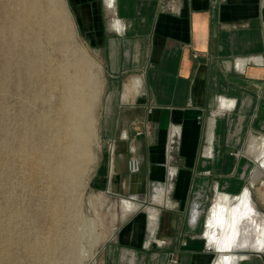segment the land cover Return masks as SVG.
I'll use <instances>...</instances> for the list:
<instances>
[{
	"label": "crops",
	"instance_id": "1",
	"mask_svg": "<svg viewBox=\"0 0 264 264\" xmlns=\"http://www.w3.org/2000/svg\"><path fill=\"white\" fill-rule=\"evenodd\" d=\"M74 4L108 77L97 179L130 199L166 186L176 169L170 206H163L170 215L161 223L158 214L153 233L146 214L128 215L103 264H174L176 257L177 264H209L187 256L212 252L202 238L207 204L248 188L250 146L264 134V0ZM195 207L201 215L192 225Z\"/></svg>",
	"mask_w": 264,
	"mask_h": 264
},
{
	"label": "rangeland",
	"instance_id": "2",
	"mask_svg": "<svg viewBox=\"0 0 264 264\" xmlns=\"http://www.w3.org/2000/svg\"><path fill=\"white\" fill-rule=\"evenodd\" d=\"M5 2L6 0H0V13H4L0 14V16L3 15L2 17H0L1 20L6 16L4 11L5 9L3 8H9L10 6H13V3H11L10 5L7 4L9 2H13V0H7L6 4ZM59 3L60 11L63 15L64 22L66 23L65 28L66 31H68V33L66 32L67 42L65 43V46L67 48L65 47L66 49L64 50V45H62L59 40L49 41L48 39H46V37L44 38L43 35L42 45L44 44V46H42V50L45 57V67L39 69L41 71L38 70L39 72L37 71L36 75L32 76V78L28 71L26 72V74L28 75L25 76L26 74L24 72L26 70H22L21 72L23 73L20 74V70L15 67L16 62L18 61V56L16 57L15 54L18 53L19 55L24 50L23 46L19 43L22 47V51L20 52H18L19 49L21 50V48L18 47V44L16 48H13L12 52H10V50L7 52V50L5 51V48H9L7 47V45H4L5 42L2 40V37H0V81L7 80V86L4 88L5 90L0 88V91L2 92H0V144H3L0 145V153L2 154H0V175L3 174L0 176V264H103V262L106 260V253L104 252V248L109 245L113 238V235L117 232V229L121 227L123 221H125V218L133 213H127L125 216H123L124 213L122 211L121 201L122 199L128 198L112 195L111 192L104 188V185H101L102 181L97 179V171L99 170V167L102 163V156L105 153L102 116L104 111L108 77L105 65L103 63V57L97 52V47L91 44L87 32L82 28V24H80L79 18L76 14L77 6L74 4V0H59ZM67 38L70 39V41ZM68 43H70V45H68ZM64 51L68 52L69 54H66ZM33 53L34 55L36 54L35 57L37 58L38 54L35 52ZM33 53H30V55H32V58H35ZM4 54L6 55V57L8 55L7 58L9 60L6 59ZM58 54H63V57L59 55L58 58ZM68 55L71 58H68ZM2 56L3 58H1ZM11 56H13V58ZM50 57L51 59H49ZM80 57H84L85 59L90 61L91 65L86 67L84 72L87 75L93 76L97 85V91L94 98L95 104H93L92 109V116L94 119V135L91 137L89 143L91 160L85 168L83 174V176L85 175L84 178L80 180V182H82H79L80 186L79 184H77V186L70 184L67 189H59L56 184H53L52 182L50 183L48 179L47 167L42 166L39 169H34L32 166L25 163L24 157L22 155H18L17 158H14L12 155V149H19L18 147H20L21 143L26 138L33 141L34 136L31 138L32 133H34L35 130L38 132V130L44 129L45 126L42 122H40L41 116L39 115L53 112L51 113V117H53L55 114L54 110L56 108L57 98L60 90L55 88H49V90V86L45 88L47 86L46 82H48V79H50L49 77L46 78V75L49 76V70L51 68L59 67L66 61L78 60L80 59ZM82 58L80 60H82ZM3 60L5 61V63ZM45 62H48V66ZM7 63H9L10 65L12 64L11 66H13V68ZM5 64L6 67L4 66ZM5 69L11 70H9V72ZM10 73H12V75ZM6 76L9 78L7 79ZM15 76H17V78L19 79L15 78ZM28 76H30V79ZM21 78L25 80L22 79L20 82ZM40 79H42V81ZM8 80L12 83H9ZM38 82L41 84H39ZM38 85L40 86L37 87ZM8 86H10L11 88H9ZM31 87L32 89L34 88L35 93L31 89ZM46 89L48 90V93ZM45 92L47 96L50 93V95L48 96L50 98L46 100L43 99L46 96ZM43 93L45 96L42 95ZM4 94H6L7 96ZM9 94L10 97L8 96ZM36 95L40 99L35 97ZM52 96L55 98V100ZM34 100H36L35 105ZM30 105H33L32 107L35 110H33ZM21 108L24 111L21 110ZM48 108L52 110L49 111ZM4 109H7V111ZM4 112H7V115ZM23 114L25 116H23ZM2 115H6L5 118H3L4 116L2 117ZM33 116L35 117L34 119ZM1 120H3V123ZM34 120L37 123L34 122ZM22 121H24V123ZM30 122L32 123L30 124ZM27 126L28 128L26 129ZM21 130L23 133H25V136L23 135V133L21 134ZM13 132L15 133V136H12ZM46 132L47 134L49 133L48 135H50L48 136L46 134V136L48 138L51 137V132L48 130ZM16 134H21L23 135V137ZM16 136H19V138L21 139ZM262 136H264V134L259 135L258 138L250 146V151L252 154L251 160L253 161V164L246 175V180H248L249 182L248 188L251 190V195L255 206L262 214H264V168H260V163L258 162V158L262 153L264 147V137ZM16 138H18L19 140H15ZM10 142H13L14 145ZM48 145L50 144L47 143L46 147L48 149L51 148V145L49 147ZM5 150L6 153L3 152ZM3 154L5 156H3ZM10 155L12 156V158ZM92 156L94 158H92ZM12 165L13 168H11ZM15 165L17 170L19 168L18 172H16L14 169ZM6 166H9V170L6 169ZM26 168H29V170ZM44 168H46V170ZM256 169H260L261 173L259 181L254 182L253 178L255 176ZM7 171L10 173H8ZM21 171L22 173L20 174ZM23 172L25 176H22ZM26 174L30 175L27 176ZM37 174L39 175V178H35ZM27 177L28 179H26ZM243 191L244 190H240L238 194L232 196L235 199L239 197ZM58 194L63 195L61 196ZM142 194L144 196V200L142 199L140 201V204L142 206L140 209V213L146 214L149 218L151 209L158 210V212L162 216L160 221L162 223L164 217H168L171 211L168 208H163V206H160L157 203L153 202V188L147 189ZM216 195H212V198L207 204L205 211L206 217L208 215V211L217 198ZM54 208L55 210H53ZM194 209H196V207ZM55 211H58V214L60 213L59 217L55 214ZM191 213L193 212L191 211ZM205 231L206 228H203L202 238L204 239V244H206L208 249L212 252H210L208 255H205V253H193L190 255L188 254V260L193 258L201 259L202 256L205 257L204 259L209 258V264H215V262L219 260V253L216 252L214 248L210 247L208 239L204 238ZM197 236V233H194V240H198ZM188 240L192 239L190 238ZM44 244L45 246H43ZM39 247L40 249H38ZM175 259L176 260L174 264H177V261L180 259V257H176Z\"/></svg>",
	"mask_w": 264,
	"mask_h": 264
},
{
	"label": "bare ground",
	"instance_id": "3",
	"mask_svg": "<svg viewBox=\"0 0 264 264\" xmlns=\"http://www.w3.org/2000/svg\"><path fill=\"white\" fill-rule=\"evenodd\" d=\"M10 1H12V0H10ZM2 2H4V1H2ZM6 2H7V0H6ZM6 2H5V4H6ZM11 3H13L12 7L10 6L9 8H6V7L3 8V9H5L4 11H5L6 16L4 17V19L2 18V20L0 18V37H2V40L5 42V44H4V42H3V44L7 45V47L9 48V49L5 48V51L7 50V52L9 50H10V52H12L13 48L14 47L16 48V46H18V45H19L18 47L21 48V50L19 49V51H18V52H20V51H22V47L20 46V44L23 46L24 50L19 55H18V53L15 54L16 57L18 56L17 57L18 65L16 62L15 67L18 68L20 70V72L22 70H26L24 72L25 74L28 71L29 74L31 75V78H32V76L36 75V72L39 69H42L43 67H45L44 66L45 57L43 55V50H42V46H44V44L42 45L43 35H44V38L46 37V39H48L49 41L59 40L61 42V44L64 45V50L67 48L65 46V43L67 42L66 37H67V33H68V31H66V28H65L66 23L64 22L63 15H62L60 8H59L60 7L59 0H13V2H9L7 4L10 5ZM0 14H4V13H0ZM2 16L3 15H1L0 17H2ZM69 36H71V35H69ZM68 40L70 41V39H68ZM45 41H47V40H45ZM68 45H70V43H68ZM57 49H59V48H57ZM0 50H1V48H0ZM60 50H61V45H60ZM5 51H3V52H5ZM31 51L38 54L37 58L35 57L36 54L34 55V53ZM3 52H1V53H3ZM7 52H6V54H7ZM10 52H9V55H10ZM30 53H33L35 58H32V55H30ZM65 53L67 54L68 52H65ZM59 55L60 54H58V58H59ZM62 55L63 54H61L60 56H62ZM3 56L1 58H3ZM13 56H11V57L13 58ZM5 57H6V55H5ZM7 57H8V55H7ZM7 57H6V59H8ZM11 57H9V58H11ZM68 58H71V57H69V55H68ZM81 58L82 57H80V59ZM49 59H51V57ZM72 59H75V58H72ZM80 59L73 60V61H66V62L63 61L64 63L62 65H60L58 63L60 65L59 67L51 68L49 70L50 71L49 76L46 75V78L49 77L50 79H48L49 81L46 82L47 86L45 88H47L49 86L48 89L49 88H52V89L55 88V89L60 90V93H59L58 98H57L56 108L54 110L55 114L53 117H51V115H52L51 113H53V112H48V113H44L43 115H39V116H41L40 122H42L45 126L44 129L38 130V128H37L38 132L35 130L34 133H32V136L30 135L31 138L34 136L33 141H31L30 139H27V138L26 139L23 138L24 141L21 143L20 147H18L19 149L13 150L11 148L12 149V155L14 158H17L18 155H22L24 157L25 163L27 165L32 166L34 169H39L42 166L47 167L48 179H49L50 183L52 182L53 184H56V186L59 189H67V187L70 186V184L76 185V186H77V184H79V186H80V183L82 182V181L80 182V180L82 178H84V176H85V175L83 176L85 168L91 160L89 143H90L91 137L94 135V119L92 116V109H93V104H95L94 98H95V93L97 91V85H96V81L94 80L93 76L87 75L84 72L85 68L91 65L90 61H88L84 57L82 58V60H80ZM4 63H5V61H4ZM45 63H47L46 65L48 66V62H45ZM7 64H9V63H7ZM51 65H52V63H51ZM4 66L6 67V64ZM11 67L13 68V66H11ZM7 68H8V66H7ZM5 70H7V69H5ZM9 70H11V69H8L7 71H9ZM47 70H48V68H47ZM39 71H41V70H39ZM22 73L23 72H21L20 74H22ZM10 74L12 75V73H10ZM27 75L28 74H26L25 76H27ZM21 76H23V75H21ZM12 77H14V76H12ZM18 77H19V75H18ZM28 77L30 79V76H28ZM8 78L9 77H7V79ZM15 78H17V76H15ZM19 78H17V79H19ZM22 79L23 78L20 79V82ZM26 79H27V77H26ZM23 80H25V79H23ZM40 80L42 81V79H40ZM8 82H9V80H8ZM9 83H12V82H9ZM9 83H8V85H9ZM39 84H41V83H39ZM6 86H7V80L0 81V88L1 89L5 90L4 88ZM39 86L40 85H38L37 87H39ZM8 87L11 88L10 86H8ZM41 88H42V85H41ZM31 89H32V87H31ZM32 90L35 93L34 88ZM37 90H38V88H37ZM6 91H8V90H6ZM49 92H51V91H49ZM47 93H48V90H47ZM7 94H8V92H7ZM45 94H46V92H45ZM4 95H6V94H4ZM42 95L45 96L44 93ZM49 95H50V93L48 94V96ZM8 96L10 97V94ZM20 96H21V94H20ZM48 96L46 94V96L43 99L46 100V99L50 98ZM35 97H37V95ZM54 97H55V95H54ZM37 98H39V97H37ZM54 100H55V98H54ZM2 101H1V103H2ZM35 101L36 100H34V105H35ZM7 104H8V102H7ZM2 106H4V105H2ZM32 109H33V107H32ZM4 110L7 111V109H4ZM21 110H23V109L21 108ZM33 110H35V109H33ZM48 110L51 111L52 109L50 110L48 108ZM4 113H6V115H7V112H4ZM3 116L4 115H2V117ZM5 116L3 118H5ZM23 116H25V115L23 114ZM35 116H36V114H35ZM34 118L35 117L33 116V119ZM3 120H1L2 123H3ZM22 120H24V119H22ZM22 122L24 123V121H22ZM34 122H36V121L34 120ZM23 123H22V125H23ZM31 123L32 122H30V124ZM37 127H38V125H37ZM27 128H28V126L26 127V129ZM34 128H36V127H34ZM22 130H24V129H22ZM22 130L20 131L21 134L23 133ZM47 130L51 132V137H49V138L46 136ZM20 132H18V133H20ZM28 132H31V131H28ZM12 134H13L12 136H15L14 132ZM21 134L20 135L16 134V135L23 137V135L25 133H23V135H21ZM4 135H2V136H4ZM19 136H16V137L19 138ZM48 136H50V135H48ZM5 138H6V136H5ZM5 138H3V139H5ZM18 138H16L15 140H17ZM178 138H180L178 130L173 129V131H171V137H170L171 148L177 147L176 142H177ZM10 139H9V141H10ZM19 139H21V138H19ZM7 140H8V138H7ZM10 143L13 144V142H10ZM47 143L51 145V148L48 149L46 147ZM7 144H8V141H7ZM50 145H48V147ZM5 146H7V145H5ZM15 146H17V145H15ZM3 152L6 153V150ZM3 156H5V155L3 154ZM11 158H12V156H11ZM92 158H94V157L92 156ZM169 160L171 162L172 161L175 162L176 158L173 156H170ZM19 161H20V159H19ZM258 162L260 163V168H264V147H263L262 153L260 154V156L258 158ZM2 164H4V163H2ZM11 164H12V162H11ZM13 165H12V167L11 166L10 167L13 168ZM8 167L9 166H6V169L9 170ZM14 167H15L14 168L15 171L18 172L19 168L17 170L16 165ZM26 169L29 170V168H26ZM44 169L46 170V168H44ZM16 172H15V174H16ZM8 173H10V172H8ZM21 173H22V171L20 172V174ZM260 173H261L260 169H256L255 176L253 178L254 182L259 181ZM17 174H19V173H17ZM23 174H24V172H23ZM23 174H22V176H25V174L24 175ZM33 174H36V173H33ZM1 175H3V174H1ZM29 175H27V176H29ZM46 176H47V174H46ZM175 177H176V169L171 168L170 172H169V178H168L167 185L166 186L154 185L153 194H152L153 195L152 196L153 202L157 203L160 206H166V207L170 206L169 194H170V190L172 188V185L174 183ZM35 178H39V175L37 174V176H35ZM26 179H28V177ZM42 183H43V181H42ZM53 184H51V185H53ZM58 195L62 196L63 194H58ZM216 196H217V198L215 199V202L212 205V207L210 208V210L208 211L207 219L204 222V228H206L204 238H207L209 241L208 243H209L210 247L214 248L216 250V252L219 253V260L216 261L215 264H240L241 259L244 260L246 258H249L246 255L264 254V214H262L257 209V207L255 206V203L252 199L251 190L249 188H246L242 192V194L235 199L232 195L230 196L227 194H218ZM142 199H144L143 196H137V197H134L132 199H122L121 207H122V211L124 213L123 216H125L127 213H131V212H135V211L140 210L142 207L140 204V201ZM53 210H55V208ZM44 211H46V210H44ZM58 211H55L56 213L55 212L54 213L59 217L60 213L58 214L57 213ZM51 213H52V211H51ZM158 214H159L158 210H155V209L150 210V216H149L150 218L149 219H150L151 223H149V225L151 224L150 227H151L152 233H153V231L156 230L157 225H158V221H159L158 220ZM200 215H201V211L198 210V208L196 207V209H194V211L191 215L192 216V221H191L192 225H196L198 223V219H199ZM148 243H149V241H148ZM43 246H45V244ZM38 249H40V247Z\"/></svg>",
	"mask_w": 264,
	"mask_h": 264
},
{
	"label": "water",
	"instance_id": "4",
	"mask_svg": "<svg viewBox=\"0 0 264 264\" xmlns=\"http://www.w3.org/2000/svg\"><path fill=\"white\" fill-rule=\"evenodd\" d=\"M249 258L241 259L240 264H264V254H249Z\"/></svg>",
	"mask_w": 264,
	"mask_h": 264
},
{
	"label": "built area",
	"instance_id": "5",
	"mask_svg": "<svg viewBox=\"0 0 264 264\" xmlns=\"http://www.w3.org/2000/svg\"><path fill=\"white\" fill-rule=\"evenodd\" d=\"M115 0H113V2H114ZM241 66V63H237V67L239 68ZM243 67V66H242ZM241 67V68H242ZM222 103H225V104H230L229 102H223V101H221ZM131 167H132V170L133 171H137L138 170V166H137V163H135L134 161L132 162V164H131ZM136 167V168H135Z\"/></svg>",
	"mask_w": 264,
	"mask_h": 264
}]
</instances>
